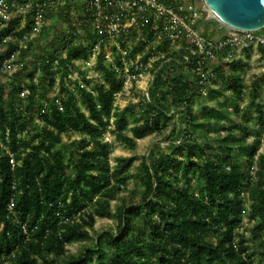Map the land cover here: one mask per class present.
<instances>
[{
	"label": "trees",
	"instance_id": "16d2710c",
	"mask_svg": "<svg viewBox=\"0 0 264 264\" xmlns=\"http://www.w3.org/2000/svg\"><path fill=\"white\" fill-rule=\"evenodd\" d=\"M87 3H57L67 27L61 48L30 63L29 43L17 77L0 83V264H264L262 136L257 132L248 143L251 134L238 118L247 62L230 59L233 48L218 53L209 65L215 88L208 90L207 105L193 110L201 94L189 68L173 58L155 72L131 124L133 105L121 111L114 105L123 77L101 51L96 68L104 81H75L72 88L65 81L75 61L93 54L99 37ZM30 20L31 14L24 29ZM14 48L9 43L6 53ZM249 49L242 48L247 57ZM260 51L264 57V46ZM57 77V93L49 96ZM262 81L264 72L247 93L264 128ZM222 95L227 98L219 101ZM177 117L184 128L172 130L168 151L157 145L141 164L140 200H122L113 209L134 158L120 157L112 168L113 147L104 135L134 150L137 140ZM246 214L248 230L242 228ZM101 218H114L116 231L93 238L90 230ZM90 239L92 245L68 254V245Z\"/></svg>",
	"mask_w": 264,
	"mask_h": 264
},
{
	"label": "built area",
	"instance_id": "2783aa9c",
	"mask_svg": "<svg viewBox=\"0 0 264 264\" xmlns=\"http://www.w3.org/2000/svg\"><path fill=\"white\" fill-rule=\"evenodd\" d=\"M62 1L72 0H0V31L9 23L12 12L31 14L28 29L19 26L0 34V73L15 72L20 68V54L32 37L41 32L47 8ZM87 7L91 27L99 36L93 52L95 47L108 46L106 54L101 52L103 58L124 80L121 92L114 95V105L119 96L125 95L128 83H138L146 71L151 72L149 89L155 72L173 58L177 64L189 68L196 88L204 96L214 85L215 73L209 65L217 59L218 53L226 48L264 46V36L253 31L226 30V34L218 38L202 35L201 24L213 17L203 0L198 3L183 0H88ZM9 43L15 44L16 48L6 53ZM148 96L147 91L144 99L147 100ZM263 143L264 135L261 137ZM10 157L13 166L14 160L12 155ZM12 205L10 202L9 210Z\"/></svg>",
	"mask_w": 264,
	"mask_h": 264
},
{
	"label": "rangeland",
	"instance_id": "374dc122",
	"mask_svg": "<svg viewBox=\"0 0 264 264\" xmlns=\"http://www.w3.org/2000/svg\"><path fill=\"white\" fill-rule=\"evenodd\" d=\"M88 1V0H72L73 5H80V2ZM184 2L198 3V0H183ZM72 4V3H71ZM57 4H53L50 11L46 12L44 25L39 34L33 36L30 41V50L25 54V58L28 59V62H33L38 55L47 54L48 52H53L54 50H59L62 46L61 37L64 32L67 31L66 24L59 17L60 13L57 11ZM30 13H24L23 11H14L11 13L9 23L3 29L7 28H15L19 26H25L26 21H28V16ZM72 15V13H71ZM26 17V18H25ZM25 18V19H24ZM18 22L17 24H14ZM222 28L216 22L202 23L200 27V32L202 35L211 36L214 38H218L219 30ZM2 30V31H3ZM80 32V31H79ZM256 34L264 36V28L260 31H256ZM80 34V33H79ZM226 34L223 33V35ZM95 52L90 55L86 60H77L74 62V67L71 69V73L68 77H64L65 81L69 83V85L74 87L75 81L86 80L89 84L93 83L96 78H100V80L104 81L105 77L101 75L96 68V60H97V52L101 50L104 54H106L107 50H109L108 46H99V48L95 47ZM230 59H242L247 62L243 70L244 76V84L247 86L245 95L242 101L239 104V114L238 118L240 120H245L247 124V130L250 132L251 136L248 137L247 142L250 143L257 132H261V136L264 135V128L261 127L259 122L257 121L256 112L250 104V98L248 96L249 87L253 83L255 79H260L262 73L264 72V57L261 54L260 46L251 45L248 53V57L241 47L234 48ZM23 61V59L21 60ZM228 60H222L224 66L225 62ZM106 62V61H105ZM107 63V62H106ZM154 65V63H153ZM19 71V70H18ZM18 71L10 72V73H0V83H8L17 77ZM68 78V79H67ZM151 78V72L146 71L140 77L138 83H128L127 87L124 89L125 95L119 96L116 99L115 110L121 111L129 104H132V111L129 113V117L131 118V124L133 123V117L138 115V106L139 102H142L146 92L148 91V84ZM59 81V77L55 79L56 84L47 89V95L54 96L57 93V83ZM262 89L259 92L258 103L263 105L264 107V82L262 81ZM132 86V87H131ZM215 86L208 88L213 89ZM207 90V91H208ZM78 97V94H75ZM227 98V95H222L219 98V101ZM208 100V92L204 96H197L193 99L192 106L193 110H197L198 108H203L207 105ZM244 115L245 118L242 119L241 116ZM235 116L233 115V118ZM175 126L182 130L184 128V124L182 122L181 117L174 118L170 122L167 123L165 128H163L160 132L144 137L143 139L137 140V146L134 150L126 149L123 145L116 141V139L110 134L106 133L104 135V140L111 143L113 147V152L109 156L110 165L114 168L116 164V159L120 157H131L133 156L134 162L128 173L127 185L124 191L121 193V199L116 201H112L111 205L113 209L121 203V201H125L126 203H137L141 197V191L143 190V186L141 184L140 179V167L144 158L149 154V151L155 147L159 146V148L163 151H168V142L169 138L172 137V130ZM112 128V127H111ZM131 135L130 132H128ZM199 136V135H197ZM214 133L209 134V139L214 137ZM76 137V136H75ZM63 139L66 140V136L63 135ZM258 154H264V143L258 149ZM182 158V157H180ZM247 207V206H246ZM250 223L248 220L247 214L242 218V228L249 229ZM117 227V221L114 218H101L96 219L94 224V228L90 230V233L93 238H96L100 233L104 231L115 232ZM92 245V240H88L85 242H77L67 246L68 254H78L80 251H83L86 246Z\"/></svg>",
	"mask_w": 264,
	"mask_h": 264
},
{
	"label": "water",
	"instance_id": "95a60500",
	"mask_svg": "<svg viewBox=\"0 0 264 264\" xmlns=\"http://www.w3.org/2000/svg\"><path fill=\"white\" fill-rule=\"evenodd\" d=\"M213 13L205 23L225 30L260 31L264 28V0H203Z\"/></svg>",
	"mask_w": 264,
	"mask_h": 264
},
{
	"label": "crops",
	"instance_id": "0c3cea01",
	"mask_svg": "<svg viewBox=\"0 0 264 264\" xmlns=\"http://www.w3.org/2000/svg\"><path fill=\"white\" fill-rule=\"evenodd\" d=\"M223 33H225V29L224 28H220L218 37L223 36Z\"/></svg>",
	"mask_w": 264,
	"mask_h": 264
}]
</instances>
